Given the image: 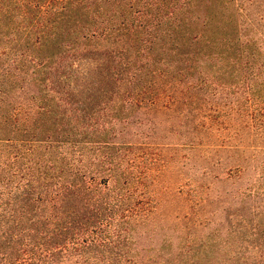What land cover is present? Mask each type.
I'll return each mask as SVG.
<instances>
[{
	"label": "trees",
	"instance_id": "1",
	"mask_svg": "<svg viewBox=\"0 0 264 264\" xmlns=\"http://www.w3.org/2000/svg\"><path fill=\"white\" fill-rule=\"evenodd\" d=\"M156 108L189 146L235 113L247 154L222 234L139 244ZM254 128L264 132V0H0V264H264Z\"/></svg>",
	"mask_w": 264,
	"mask_h": 264
},
{
	"label": "rangeland",
	"instance_id": "2",
	"mask_svg": "<svg viewBox=\"0 0 264 264\" xmlns=\"http://www.w3.org/2000/svg\"><path fill=\"white\" fill-rule=\"evenodd\" d=\"M150 115L159 160L148 184L153 206L139 226V244L154 246L164 237L173 244L180 232L203 233L216 225L222 234L229 220L235 222V164L247 154L236 151L240 144L235 142V113L218 116L222 123L208 132L197 131L202 140L194 146L183 144L186 132L169 110L156 108ZM245 136L251 143L252 164H264V132L254 128ZM254 177L250 169L242 172L244 181Z\"/></svg>",
	"mask_w": 264,
	"mask_h": 264
}]
</instances>
